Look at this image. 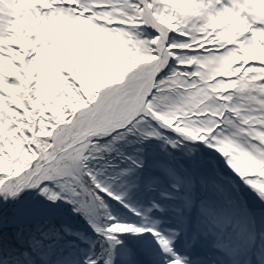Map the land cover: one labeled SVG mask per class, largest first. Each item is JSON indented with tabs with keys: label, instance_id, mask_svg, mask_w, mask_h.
Returning <instances> with one entry per match:
<instances>
[{
	"label": "snow or ice",
	"instance_id": "obj_1",
	"mask_svg": "<svg viewBox=\"0 0 264 264\" xmlns=\"http://www.w3.org/2000/svg\"><path fill=\"white\" fill-rule=\"evenodd\" d=\"M0 264H264V0H0Z\"/></svg>",
	"mask_w": 264,
	"mask_h": 264
}]
</instances>
